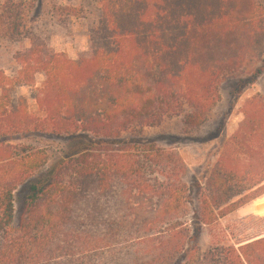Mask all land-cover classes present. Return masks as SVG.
Returning a JSON list of instances; mask_svg holds the SVG:
<instances>
[{
    "label": "trees",
    "instance_id": "obj_1",
    "mask_svg": "<svg viewBox=\"0 0 264 264\" xmlns=\"http://www.w3.org/2000/svg\"><path fill=\"white\" fill-rule=\"evenodd\" d=\"M93 2L86 52L69 58L27 36L18 69L0 70V264H264V94L247 100L204 182H186L175 148L125 137L182 115L200 128L231 72L263 76L264 0ZM5 9L0 39L21 41L23 18ZM25 85L34 111L17 96ZM33 135L68 149L48 166L47 148L12 144ZM231 213L263 228L232 230L231 243Z\"/></svg>",
    "mask_w": 264,
    "mask_h": 264
},
{
    "label": "rangeland",
    "instance_id": "obj_2",
    "mask_svg": "<svg viewBox=\"0 0 264 264\" xmlns=\"http://www.w3.org/2000/svg\"><path fill=\"white\" fill-rule=\"evenodd\" d=\"M5 6L9 16H22L24 39L14 41L0 39V70L8 75L18 69L15 56L30 47V36H37L45 45L57 52L66 54L69 58H77L88 50L89 30L97 22L93 0H0V8ZM263 57H255L248 67L259 66ZM250 71L232 72L222 80L219 91L221 101L209 114L208 122L200 128H190L184 122V116L168 117L159 125L126 133L125 137H137L156 140L164 148H175L180 152L187 167L186 182L192 185L195 178L204 182L206 169L214 165L218 159L222 144L232 138L240 122L243 120L242 110L249 98L255 93L264 94V75L258 80L253 79ZM43 78L36 77L34 88L41 86ZM33 88L25 85L16 90L17 96L26 97L32 110L35 102ZM65 138V137H64ZM12 144L23 146H42L49 151V165H52L62 153L68 149V142L60 136L41 135L30 136L13 141ZM194 194L197 190L192 188ZM27 189H20L15 195L17 219L25 210ZM195 208V206L193 205ZM254 222L241 223L232 218V213L222 220L221 230L229 232L232 243V230H237L241 236L248 237L263 227ZM256 227V228H255ZM210 242L205 234L203 244Z\"/></svg>",
    "mask_w": 264,
    "mask_h": 264
}]
</instances>
